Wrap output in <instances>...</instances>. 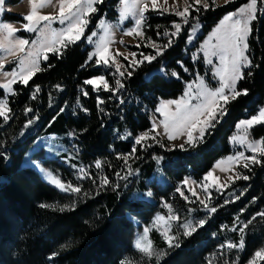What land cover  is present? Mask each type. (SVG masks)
I'll use <instances>...</instances> for the list:
<instances>
[{
	"label": "trees",
	"instance_id": "obj_1",
	"mask_svg": "<svg viewBox=\"0 0 264 264\" xmlns=\"http://www.w3.org/2000/svg\"><path fill=\"white\" fill-rule=\"evenodd\" d=\"M247 1L208 4L206 10L198 5L200 11H192L187 24L174 12L160 9L145 13L144 36L128 47L136 52L138 61L143 59L141 53L156 59L140 64L126 61V67H121L124 77L115 67L96 64V57L89 60L92 46L82 38L62 49V55L48 53V60L41 63L43 70L27 85L16 83L15 94L0 88V99H7L12 109L8 122L0 118V264H157L155 257H145L133 242L142 223H150L158 211L168 214L165 203L180 217V226L187 219H206L207 223L190 237L173 228L171 233L181 245L173 248H168L160 230L152 228L154 248L167 251L159 264H249L254 253L264 247V217L257 215L264 212V157L257 153L261 163L238 166L237 173L249 179L235 178L222 191L212 190L208 206L215 207V213L204 209L183 181L193 177L201 182L217 161L235 153L231 137L237 124L264 105V0H258L260 11L249 36L252 66L243 69L244 79L237 85L238 90L247 89L248 95L231 100L227 115L213 121L215 127L195 146L169 147L159 135V143L151 139L135 143L137 136L152 128L151 112L162 99L181 96L187 83L199 74L211 77L203 56L197 53L199 42L226 13ZM118 2L104 0L96 5L97 12L88 16V31L102 16L115 20ZM5 18L23 20V16L10 13ZM174 23L181 24L178 35H165L175 32ZM197 23H201L202 32L189 45L190 30ZM169 40L172 43L163 55L145 45L147 41L166 46ZM95 76H104L113 87L120 79L124 87L115 93L102 86L96 91L84 83ZM37 87L40 91L33 99ZM27 108L33 112L26 113ZM29 120L32 123L25 127ZM250 133L255 139L264 138V124L252 127ZM50 134L68 148L61 157L70 158H49L44 164L65 184L81 187L80 194L60 190L45 181L32 164H24L32 143ZM121 157L127 158V164ZM155 157L163 159L157 163ZM97 161L102 163L99 169ZM81 168L86 178H78ZM130 170L135 172L127 180L120 178ZM105 176L111 183L101 187ZM181 186L186 194L177 191ZM248 221L244 248L222 249L229 241L239 242V226ZM257 264L264 261L257 260Z\"/></svg>",
	"mask_w": 264,
	"mask_h": 264
},
{
	"label": "snow or ice",
	"instance_id": "obj_2",
	"mask_svg": "<svg viewBox=\"0 0 264 264\" xmlns=\"http://www.w3.org/2000/svg\"><path fill=\"white\" fill-rule=\"evenodd\" d=\"M229 2V0H225ZM5 0H0V15H2L4 8L3 5ZM104 0H59V9L57 15L52 14H42L41 10L50 4L52 0H30L31 11L29 14L23 16V20L26 23L21 25V29L29 33H37L38 39L32 41L31 51L27 52L25 57L20 58L16 66L10 70L6 71V65L3 62L5 58L0 59V76L5 78V83L0 84V88L15 94L13 85L16 83H22L27 85L28 82L35 76L39 71H42L41 68V59L43 61L48 60V53L53 55H62V49H66L69 44H73L81 38L84 37L85 29L90 22L87 19V16L91 13L97 12L95 5L103 4ZM163 3L166 5L168 0H163ZM215 3V0H213ZM184 7L181 10L179 7V0H174L172 8L174 14L178 17H181L185 24L188 23L189 17L192 16V11L199 12L202 5L206 10L208 8L207 0H183ZM191 9V11H190ZM159 11L160 5L159 0H122V6L120 10V20L123 21L129 17L134 18L135 26L128 30L126 35H143L141 30L142 25H144L146 16L145 13L149 11ZM168 11V9H163ZM260 11L258 8V0H250L248 4L241 7L238 12H233L226 15L220 24L209 36L207 44V50L204 51L205 59L208 64H212V59H209L211 56L219 57L220 67H217L214 72V76L218 78V86L213 88L208 86L205 80L202 77H198L199 83L196 88L193 89V84L190 83L187 85V90L184 94L176 100L162 101L160 105L155 109L161 116L163 120L160 121V125L163 127V134L167 137L169 141H175L178 138L184 139V143L180 144V148H184V144L195 146L197 143L201 142L210 128L215 127L213 121L219 122L223 116L227 115V104L231 100H235L241 95H248L247 89H237V83L244 79L245 73L243 68L251 67L252 61L249 59L246 52L248 51L247 39L251 33V23L257 19V13ZM61 25L67 26L60 30L53 29L51 27L52 23L57 21ZM111 25H107L105 21L100 22V28L104 30V35L100 37L98 42H95V51L89 55V60H92L93 57H96V64L103 62L105 66L115 67L116 72L119 73L121 77L125 76V71H121L122 65L115 61L114 56H110V43H111ZM173 28L175 32L165 33V35L176 36L181 31V24L174 23ZM21 29L16 28L11 23H0V31L4 32L5 40L7 44L0 42V50L7 51L11 55H16L19 52H25L27 46H29L30 41L28 39L20 38L16 36V33ZM195 30V27L194 29ZM97 33L93 32L91 36L87 37L89 43H94L92 40L93 36H96ZM215 40L216 43H212ZM123 43V41H120ZM172 43L171 40L168 41L166 46L156 45L155 42H152V46L156 49L157 55H163V50L165 47L170 46ZM139 46V45H137ZM117 55H124L117 51ZM132 57L136 56V53H130ZM142 60L136 61L133 59L130 61V64H140L144 61L151 63L156 59L154 55H143ZM125 60H128V56H124ZM187 70V69H185ZM131 72H127V76H131ZM175 75V73H174ZM250 75V73H249ZM85 84L92 85L94 90L100 91L101 86L104 91H111L113 93L118 92L120 88H123L124 85L120 79L115 81V87L111 86L109 82L105 79L104 76H97L93 79H88L84 81ZM195 83V82H193ZM59 87V86H58ZM40 91L39 87L35 89L33 94V99H35V93ZM85 96L88 95V92H83ZM193 101H196L193 103ZM123 102V101H121ZM99 104H103V100H98ZM173 106H175L173 110ZM27 112H33L32 108H27ZM85 111H87L85 109ZM12 109L9 107V101L7 99H0V118L4 122H8L11 119ZM32 120H29L25 127L30 125ZM256 124H264V108H261L258 112V115L252 116L250 119L241 120L238 125V129L242 128L244 130L243 135H238L232 137L233 141L239 143L242 146H246L249 151L253 153L251 156H246L245 153L239 152L234 156L227 157L228 161L234 162V166H240L241 161H243L242 166L244 168H249V164H258L261 163V160L257 159L256 153L261 157H264V138L259 140L250 139L248 136V130L251 129ZM159 125L153 121L152 128L140 134L136 137L135 143L137 145L142 144V142L151 139L156 143H159V140L156 139L159 133L156 132ZM163 147V145H161ZM136 149H132V153H135ZM6 158V157H5ZM124 159L125 164H127V158L121 157ZM157 163H159L163 158L155 157ZM224 161H221L217 164V168H220L221 164ZM97 169L102 167V163L97 161L95 164ZM129 169L131 166L128 165ZM225 169L221 168V171ZM135 170H130L125 176L120 177L121 179L127 180L128 176L133 175ZM81 176L80 179L86 178V171L80 169ZM50 177V182L57 185L62 191H71L72 193L80 194L82 189L77 185L71 183L65 184L61 179L52 175V173H47ZM119 176V173H117ZM211 178L213 181L219 183V178L214 177L212 172H209L204 180L207 181ZM237 179H249L246 175H241L240 173L236 174ZM232 179V177H229ZM111 182L108 178L101 177V187L109 185ZM185 184H188L189 181L185 180ZM223 187V185H220ZM118 188L119 185H116ZM207 191V188L204 189ZM177 191H180L178 188ZM87 195V193H85ZM148 195H151L149 192ZM183 195V193H181ZM193 195H196L193 192ZM185 199H188L185 197ZM201 204H204V201H200ZM168 209V215L166 216H157L154 221V225L159 226L161 222L163 223V231L161 235L164 237L168 248L180 247L179 238L176 234L171 233V225L169 221H179L180 217L174 213L171 204L165 203L164 205ZM42 207H50L49 205H42ZM65 208L69 210H74V206L66 205ZM207 208V205H205ZM61 211L64 209L61 208ZM215 207L208 209L209 212L215 213ZM257 215L264 217V212H259ZM238 219V218H237ZM255 219V216L252 217ZM206 219H199L196 221L186 220L181 227L183 228V235L185 237H190L199 228H202L206 225ZM251 221L243 223L239 226V231L241 233V238L238 243L227 242L226 244L221 245V248L227 249H243L244 244V229L248 227ZM157 230H160L157 227ZM232 231H237V228L231 229ZM150 229L145 228L143 235L137 240L136 248L143 253L148 259L156 258L157 264L159 260L167 255L166 250H157L154 248L150 239H148V233ZM58 255V253L54 254ZM257 260L264 261V247L254 253V257L249 261V264H257ZM211 264V261L209 262Z\"/></svg>",
	"mask_w": 264,
	"mask_h": 264
},
{
	"label": "rangeland",
	"instance_id": "obj_3",
	"mask_svg": "<svg viewBox=\"0 0 264 264\" xmlns=\"http://www.w3.org/2000/svg\"><path fill=\"white\" fill-rule=\"evenodd\" d=\"M229 1H231V0H229ZM131 2H132V0H130V3ZM173 2H174V0H168V3L165 5L163 3V0H159L160 9L163 10L166 8V9H168L167 12H174V10L172 8ZM249 2H250V0L243 3L242 5L238 6L234 10L226 13L221 19L218 20V22L213 26V28L208 33L205 34L203 39L200 40L199 47L197 49V53L203 56L204 61H205L207 67L209 68V70L211 72V77H208L207 75H204V74L203 75L199 74L197 76V78L192 79L190 82L187 83V85L192 83L193 89H195L197 84L199 83L198 77H202L205 80V82L208 84V86L213 87V88L218 86V78L214 76V72H215V69L217 67H220L219 57L211 56V57H209V59H212L213 63L211 65L207 63V60L205 59V56H204V51L207 50L206 41H208L209 36L213 33V31L217 28V26L220 24L221 20H223V18L226 15L233 13V12H238V10L241 7L245 6ZM207 3L208 4H214V5H221V4H224L226 2H225V0H215V3H213V0H207ZM121 6H122V0H119L118 4L116 6V8L118 9V15H117V18L115 20H111L105 16H102L97 21L95 26L92 29H90L89 31H88V27L90 26V24L88 23V25L85 29V33H84L83 38L87 41V43L89 45L92 46L91 53H93L95 51V42H98L100 37L104 35V30L102 28H100V22L105 21L106 26L111 25L112 26L111 27V36H110L111 43H110L109 54H110V56H114L116 62H118L123 67H126V65H125L126 61L130 62L133 59L138 61L137 54L135 57H132L130 55V53H136V52L134 50L130 49L128 47V44H138L139 40L142 39L144 36V31H143V25H142V28H141V30L143 32L142 36L136 35V34H133L130 36V35L125 34L128 30H130L131 28H133L135 26V22H134L133 17H129L128 19H125L123 21L120 20L119 14H120ZM179 7L181 10L183 9V7H184L183 0H179ZM3 8H4V11H3L2 15H0V23H11L16 28L21 29V25L26 23V21L6 19L5 15H6V13L21 15V16L29 14L31 11V4H30V0H18L16 2H9V0H5ZM58 9H59V0H52V4L43 8L41 10V12H42V14L57 15ZM88 16H87V19H88ZM66 26H67V23L65 25H61L58 22V20L53 22L51 25V27L53 29H57V30L65 28ZM194 27H195V30H193ZM202 29L203 28H202L201 23H197L191 28L189 36H188V44L189 45H192L196 42L200 33L202 32ZM251 29H252V23H251ZM21 32H24L27 35L21 34ZM93 32L97 33V35L92 37V40L94 43H89L87 40V37L91 36V34ZM5 35L6 34L4 32L0 31V42H3L6 45L7 41L5 40ZM29 35H30V37H29ZM16 36H18L20 38L28 39L30 41V44H29V46L26 47L25 52H19L16 55H11L7 51L0 50V59L6 57V59H4V61H3L6 65V68H5L6 71L12 70L16 66L18 60L20 58L25 57L26 53L31 51V48H32L31 42L36 41L38 39L37 33H29V32H26L22 29L16 33ZM249 36H250V34H249ZM249 36L247 39L248 46H249ZM120 41H123V43H120ZM212 43L214 44V43H216V41L213 40ZM145 45L152 46V42L145 41ZM117 51L119 53H123L124 55L123 56L117 55L116 54ZM248 51H249V47H248ZM248 51L246 52V55H248V57H249ZM124 56H128V60H125ZM249 59H250V57H249ZM42 61L43 60L41 59V63H42ZM40 66H41V64H40ZM95 77H97V76H95ZM95 77H93V78H95ZM93 78H90V79H93ZM5 82H6L5 78L3 76H0V84H3ZM193 82H195V83H193ZM213 82H215V83H213ZM237 85H238V83H237ZM186 90H187V86L185 88V91ZM7 93H10V92H7ZM181 96H179L178 98L162 99L159 102V104L156 106V108L160 105V103L162 101L176 100V99H179ZM195 102L196 101H193V103H195ZM174 108H175V106H173V110H174ZM261 108H264V105L261 106L260 109ZM155 109H153L151 112V120H152V125H153V121H155L156 124L159 125V127H157V129H156V132L160 134L159 136H161V138L165 139V141L167 142L169 147L180 146L181 143H184V139H186V138H178L175 141H169L167 139V137L163 134V127H162V125H160V121L163 120V116H161L158 112H156ZM255 115H258V113ZM255 115H253V116H255ZM250 118H248V119H250ZM238 125H239V123L237 124L235 132L232 135V137L244 134V130L242 128L238 129ZM256 125H259V124H256ZM256 125H254V126H256ZM145 132H147V131H143L142 133H145ZM247 134H248L250 139H255L251 136L250 129L248 130ZM232 137H231V142L235 145V147L237 148V151L235 153H233L232 155H229V156H234L237 153L242 152V151L245 153L246 156L253 155V153L251 151H249L246 146H242L239 143L234 142ZM256 140H259V139H256ZM67 149H68L67 146H65L60 141V139H57V136L54 134L39 136L32 143V145L26 150V153L24 156V164H29V163L32 164L34 166V168L41 174L42 178L45 181H47L48 183L58 187L54 183L50 182V177L47 175V173H49V172L52 173V172L47 167V165L44 164V161L46 159H49V158H58L59 160H66L67 161V159L70 158V156H68L67 159H65V158H62L60 155L63 152V150H67ZM38 156L40 158L41 157H43V158L41 160L37 159ZM229 156H227V157H229ZM227 157H224V158L220 159L219 161H217L216 164L204 175V177H205L209 172H212L214 177L219 178V183L213 181L211 178H209V180H207V181H205L203 178V180L201 182H199V181L195 180L193 177H187V178H185V180H188L189 183L185 184L184 183L185 180L183 181V184L187 187V189L190 191V193H192V194H193V192L196 193L195 199L197 200V202H199L201 204L200 201L201 200L204 201V204H201V205H203L204 209L209 208L208 202H209V199L211 197L212 190L222 191V189L225 188L226 186H228V184L233 179H235V177H236V174L238 171V166H234V162L228 161ZM221 161H224V163L221 164L220 168H217V164L220 163ZM241 163H243V161H241ZM221 168H223L225 170L221 171ZM52 175L55 176L53 173H52ZM229 177H232V179H229ZM57 178H59V177H57ZM220 185H223V187H221ZM205 187L207 188V191L204 190ZM180 188H181L180 189L181 192L183 194H186L185 190H184L185 187L181 186ZM205 205H207V208L205 207ZM166 215H168V214H165L163 212L158 211L150 223H142V226L139 227V229L135 235L134 242H133L134 246L136 245L137 240L143 235L145 228H148L151 231L152 228L157 229V227H159L160 231L162 232L164 222H161L159 226H156V225H154V221L156 220L157 216H166ZM187 220H190V219H187ZM168 223L171 225V232H172L173 228H176V230H179V231H183V228L180 226V223H177V221H169ZM150 231L148 233V239H150L152 242Z\"/></svg>",
	"mask_w": 264,
	"mask_h": 264
}]
</instances>
